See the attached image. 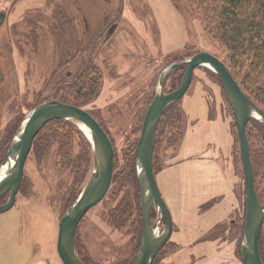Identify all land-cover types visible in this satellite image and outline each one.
<instances>
[{"label": "rangeland", "instance_id": "1", "mask_svg": "<svg viewBox=\"0 0 264 264\" xmlns=\"http://www.w3.org/2000/svg\"><path fill=\"white\" fill-rule=\"evenodd\" d=\"M1 12L0 146L7 143L0 161L34 106L59 99L91 111L112 139L115 174L105 197L80 222L78 247L87 264H132L143 230L129 158L160 73L195 51L225 55L190 0H0ZM96 71L94 92L86 81ZM180 75V69L169 75L167 91L180 85ZM176 102L179 129L167 126L155 165L174 230L153 264H243L245 175L226 89L216 72L200 66ZM70 126L51 123L44 145L32 147L16 203L0 212V264H64L59 223L94 166V153ZM258 139L252 142L260 159L255 183L264 205V136ZM262 230L264 246V224Z\"/></svg>", "mask_w": 264, "mask_h": 264}, {"label": "water", "instance_id": "2", "mask_svg": "<svg viewBox=\"0 0 264 264\" xmlns=\"http://www.w3.org/2000/svg\"><path fill=\"white\" fill-rule=\"evenodd\" d=\"M5 18L6 12H2L0 23ZM115 27L116 25H113L109 32H113ZM180 65L186 66L180 85L172 91H166L164 82L167 75ZM200 66H207L220 76L233 107L239 134L246 189V220L241 244L242 261L243 264H264L260 246L264 205L259 199L256 188L247 134V124L252 118H258L264 123V109L243 90L225 61L207 51L196 52L186 59L172 62L164 67L157 81L158 90L146 111L137 143L136 157L141 187L143 231L141 244L132 264H153L156 256L172 236L173 217L160 191L154 169V135L164 111L171 103L185 95L192 83L195 69ZM55 119L69 120L81 129L86 128L89 131L86 135L94 151V166L90 179L61 218L57 237V251L64 264H85L76 245L78 226L89 209L105 197L112 183L115 164V147L112 139L98 119L86 108L53 99L29 110L0 165V198L9 193L7 201L0 203V212L7 211L15 205L33 142L41 129ZM155 205L158 210L156 225L153 224ZM164 216L166 226L162 229L161 222Z\"/></svg>", "mask_w": 264, "mask_h": 264}, {"label": "trees", "instance_id": "3", "mask_svg": "<svg viewBox=\"0 0 264 264\" xmlns=\"http://www.w3.org/2000/svg\"><path fill=\"white\" fill-rule=\"evenodd\" d=\"M190 1L192 5L195 7L197 17L203 24L207 35L218 44L219 49L225 55L223 57L222 56L220 57L228 65V67L230 68L231 72L233 73L234 77L241 85L243 90L262 109H264L263 108L264 107V0H190ZM62 18H66L65 12L64 15H62ZM194 53H196V51ZM176 69L181 70V75H180L181 78L184 73L185 66L183 65L177 66L168 74L164 82L166 90H167L166 83L168 77ZM98 76L99 74L97 73V71L92 72L90 74V79L86 81V83H88V85L91 86L92 91L94 92L98 88V82H97ZM176 78L178 79V77H175V79ZM85 84L81 83L78 85L79 90L81 89L80 92L82 91V89H84ZM175 87L176 85L173 88H170L169 91L174 90ZM73 104L79 105V103H73ZM165 116H168V118L164 119ZM180 118H181L180 110L177 107V102L171 103L166 108L162 117L160 118V121L157 125L154 135L155 138L154 169L157 161V156H156L157 142L158 141L163 142V140H165L166 137L165 131L167 129V126H169V124L172 126V128L177 127V130L179 129ZM163 120L164 121L166 120V123H168L167 125L166 124L164 125L166 126L165 130L162 127V124L165 123ZM53 122H66L72 125L70 127H75L76 129H78L86 140L85 143L87 144L88 151L90 150L91 152H93L91 141L83 133L82 129L79 128L72 121L65 119H55L48 122L36 136L33 142V148L39 146V143L41 145L43 144V142L47 141V139L45 138L47 132L45 133L44 130L49 128L50 124ZM160 126H161V130H160ZM259 132L261 133L260 135ZM178 133L180 134V131H178ZM247 134L249 138L250 153H251L254 172L256 176V163H258V160H260L258 155L259 149L257 147L253 148L252 142L253 139L255 140L256 138H259L258 140H261L262 135L264 136V123L257 118H252L247 124ZM42 135L43 137L41 138V142L39 139V142L37 143L38 138H40ZM6 143L7 141H5V143L4 142L1 143L0 157L4 153V149L6 148L5 147ZM135 150L136 151L134 153V156L129 158L130 159L129 168L130 171L132 172V175H134V182L137 188V192L139 194L138 204H139V212L141 216L140 218L142 220V230H143L141 187L137 175V164H136L137 149ZM1 162L2 161H0V163ZM114 174H113V178H114ZM257 190H258L257 192L259 199L260 201H262L258 186H257ZM76 245L78 252L80 253L77 237H76ZM260 246H261L262 257L264 260L263 230L260 238ZM123 264H128V263H123Z\"/></svg>", "mask_w": 264, "mask_h": 264}, {"label": "flooded vegetation", "instance_id": "4", "mask_svg": "<svg viewBox=\"0 0 264 264\" xmlns=\"http://www.w3.org/2000/svg\"><path fill=\"white\" fill-rule=\"evenodd\" d=\"M2 13V12H1ZM0 13V14H1ZM110 31V30H109ZM112 33V32H111ZM110 32H109V35L111 34ZM185 69H186V66H185ZM185 71V70H184ZM70 71H68V75L70 74L69 73ZM71 73H72V71H71ZM184 74V73H183ZM167 91V90H166ZM172 91V90H171ZM59 100V99H58ZM153 100V99H152ZM62 101V100H61ZM63 102H65V101H63ZM66 103H69V102H66ZM71 104H73V103H71ZM79 106V105H78ZM81 107H83V106H81ZM91 112V111H90ZM92 113V112H91ZM96 117V116H95ZM145 117V116H144ZM99 121V120H98ZM143 121H144V119H143ZM143 126V125H142ZM105 129V128H104ZM106 130V129H105ZM109 134V133H108ZM110 136V135H109ZM111 138V137H110ZM7 154V153H6ZM6 154H5V156H4V159H5V157H6ZM3 159V160H4ZM3 160H2V162H3ZM1 162V163H2ZM1 163H0V165H1ZM6 197V200L4 201L3 199ZM8 197H9V193H6L5 195H3L1 198H0V203H4V202H6L7 201V199H8ZM154 207H156V209H157V206L155 205ZM155 209V208H154ZM155 211V210H154ZM157 221H158V210H157ZM157 221H156V223H157ZM156 223H154L153 222V224L154 225H156ZM162 223H164V227L166 226V221H165V216L163 217V219H162V222H161V224ZM162 226V225H161ZM164 227H161L162 229L164 228ZM78 231V230H77ZM80 254V253H79ZM81 256V255H80ZM82 258V257H81ZM82 260H83V258H82ZM84 261V260H83ZM84 263H85V261H84ZM86 264V263H85Z\"/></svg>", "mask_w": 264, "mask_h": 264}, {"label": "bare ground", "instance_id": "5", "mask_svg": "<svg viewBox=\"0 0 264 264\" xmlns=\"http://www.w3.org/2000/svg\"><path fill=\"white\" fill-rule=\"evenodd\" d=\"M84 130L86 131L85 133H88V134H89V131H88L86 128L83 127V131H84ZM88 138H89V137H88ZM93 152H94V151H93ZM107 192H108V191H107ZM106 194H107V193H106ZM89 210H90V209H89ZM84 216H85V215H84ZM83 218H84V217H83ZM83 218H82V219H83ZM245 220H246V218H245ZM81 221H82V220H81ZM81 221H80V222H81ZM79 224H80V223H79ZM263 224H264V223H263Z\"/></svg>", "mask_w": 264, "mask_h": 264}]
</instances>
